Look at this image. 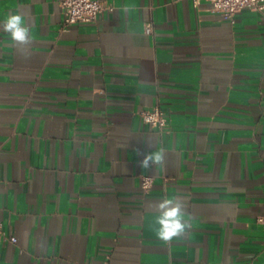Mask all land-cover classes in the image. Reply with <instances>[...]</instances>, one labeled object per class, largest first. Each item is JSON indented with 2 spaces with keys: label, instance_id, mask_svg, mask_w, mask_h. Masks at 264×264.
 Returning a JSON list of instances; mask_svg holds the SVG:
<instances>
[{
  "label": "crops",
  "instance_id": "crops-1",
  "mask_svg": "<svg viewBox=\"0 0 264 264\" xmlns=\"http://www.w3.org/2000/svg\"><path fill=\"white\" fill-rule=\"evenodd\" d=\"M101 1L63 29L60 0H0L33 37L0 30V220L17 238L0 264H264V10ZM155 106L163 130L141 119ZM155 148L164 166L141 168ZM177 194L193 229L165 243L154 205Z\"/></svg>",
  "mask_w": 264,
  "mask_h": 264
},
{
  "label": "clouds",
  "instance_id": "clouds-1",
  "mask_svg": "<svg viewBox=\"0 0 264 264\" xmlns=\"http://www.w3.org/2000/svg\"><path fill=\"white\" fill-rule=\"evenodd\" d=\"M31 24L26 17L18 11L10 13L0 22V30L8 34L12 47L27 49L33 42L31 33ZM166 162V153L163 148H155L144 154L140 161V167L151 169L153 167H162ZM156 210L155 224L158 225V238L169 243L174 238H183L189 235L193 229L191 218H186V199L179 194L174 196H165L154 205Z\"/></svg>",
  "mask_w": 264,
  "mask_h": 264
},
{
  "label": "built area",
  "instance_id": "built-area-1",
  "mask_svg": "<svg viewBox=\"0 0 264 264\" xmlns=\"http://www.w3.org/2000/svg\"><path fill=\"white\" fill-rule=\"evenodd\" d=\"M196 5L200 0H193ZM209 2L216 12L220 13L224 20L231 23L235 21L236 14L243 9L257 11L264 10V0H205ZM64 15L63 29L73 25L95 24L105 10H112L101 0H60ZM146 32H153V25L147 24ZM141 119L144 123L163 130L167 125V116L159 106L140 111ZM153 177L145 175L142 177L141 184L144 190H149L153 184ZM0 238L17 243L14 236L7 237L3 230V222L0 220Z\"/></svg>",
  "mask_w": 264,
  "mask_h": 264
}]
</instances>
